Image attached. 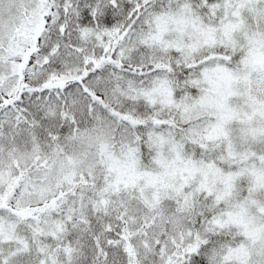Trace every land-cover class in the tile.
<instances>
[{"label":"snow or ice","instance_id":"obj_1","mask_svg":"<svg viewBox=\"0 0 264 264\" xmlns=\"http://www.w3.org/2000/svg\"><path fill=\"white\" fill-rule=\"evenodd\" d=\"M0 264H264V0H0Z\"/></svg>","mask_w":264,"mask_h":264}]
</instances>
